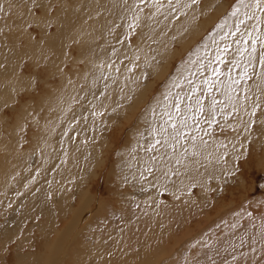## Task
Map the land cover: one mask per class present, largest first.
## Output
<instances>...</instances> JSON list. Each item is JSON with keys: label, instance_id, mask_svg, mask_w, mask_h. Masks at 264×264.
<instances>
[{"label": "bare ground", "instance_id": "obj_1", "mask_svg": "<svg viewBox=\"0 0 264 264\" xmlns=\"http://www.w3.org/2000/svg\"><path fill=\"white\" fill-rule=\"evenodd\" d=\"M68 1L37 0L41 13L39 12L40 14L36 15L32 8L37 7L31 0H0V5L5 8V11L0 12V32L7 30L6 34H0V201L3 199L2 203H7L10 206L9 211L4 213L6 225L0 226V235L13 237L14 241L16 236L10 233V229L12 227L22 229L27 216L35 218L38 216L37 214H43V221H34L33 225L37 226L41 232L42 222L48 225L55 223L53 222L54 208L58 203L51 205L42 198L37 199L35 195V191L41 192L40 186L43 185L48 188L50 185H54L57 192L64 191L63 194H56L59 198L71 193L73 197L78 198L83 205L89 208L93 199L89 194L87 179H98L101 169L108 165L111 151L117 144L115 140L119 136L116 134H112L109 138L104 136L114 126L113 121L117 119H120L123 123L117 127L120 132L127 128L130 131L127 132L125 141L120 146L121 149L117 155L118 166L113 163L108 178L112 176L113 172L118 171L117 167L124 170L116 185L123 187L125 184V187H128V191L123 196L127 199L130 198V200H124L123 207L129 208L127 210L128 215L135 214V216L127 217L124 216L125 213L115 211L116 216L124 217L117 222L104 220L105 224L103 222L104 225L100 224L99 226V222L103 219V212L102 206L97 203L101 209L97 210L96 215L89 219H80L83 225L72 236L69 244H62L58 237L51 238L49 236L42 252L34 249L39 247L40 242L38 241L30 247V252L18 253L15 257H13L12 251L6 252L1 249L0 264H9L11 260H13L12 264H84L91 259L81 256L82 250L94 252L96 258L92 261L95 264H143L154 254L147 249V245L156 244L159 246L163 234L154 228V225L152 226L154 229L151 227L152 229L142 230L141 221L138 219V214L141 213L140 203L142 201L149 203L155 201V192L163 189L168 193L171 192L172 196L176 194V199L180 195L182 187L186 185L184 182L205 183L204 180H201L205 178L199 179L197 174L201 175L203 173V176L211 177L214 182L218 181L219 183V180L224 179L226 171L230 168L233 169L232 164L235 161L231 162L230 159L236 156L235 152L238 154L246 147V139H241V136L245 135L244 132L238 134L234 131L236 135L233 132L231 138L229 136V138H223L222 135V139L217 141L218 144H208L206 142L204 150L192 139L197 132L195 125L187 124V127H195V130L191 132L188 131L187 127L179 129V126L187 120L179 122L181 120L179 119L180 116L175 117L170 110H175L174 105L179 103L180 105H189L190 114H192L193 105L196 104L197 99L200 100L199 94L185 96L177 93L182 80L186 78L183 72L174 71V77L168 79L165 90L161 93V98H159V94L158 96L154 95L157 98L152 99L149 108L142 114L137 112L155 92L158 81L167 77V73L174 69L173 64L176 59L186 52L197 37L205 31L209 21L199 22L198 18L202 16L204 19L214 21L218 11L225 7L220 0H205L203 2L197 0L195 4H190V0H179V2L171 0V4L169 0H144L143 5L145 8L140 7V0H128L127 6H125L123 0ZM230 3L231 0H228V4ZM185 4H190V6L185 7ZM53 5L55 6L53 12L55 15L49 18V9ZM59 9L62 12H59ZM247 11L248 9L243 8L237 16L235 23L239 20L238 24L225 25L219 28L216 31L217 34L213 37H217V35H220V37L210 47L206 48L204 42L197 47L198 50L197 53L193 54V59L195 55H198L199 63H188V68L193 66V68L199 69L196 77H211L213 80L219 70L217 67L220 64L217 62L223 57L219 60L216 59L217 61L215 60L216 62L210 66V69L203 68L204 65H207V59L199 50H209L210 53L218 57L227 47H230L231 51L239 53L242 49L240 43L250 38L249 33L253 35L251 31L257 32L254 26H258L260 30L262 29L263 23H259L256 18L249 19L245 16ZM258 13L260 19L264 20V13ZM134 15L138 16L135 21L133 20ZM48 22L60 25V27L54 33H51L47 30ZM133 22H140L142 25L141 33L133 44L126 46L122 40H115L116 36L122 33L123 30L125 32L132 31L134 26L130 27V25ZM31 24L39 28V34L29 31L28 28ZM237 27H239L238 31ZM249 28L252 30L249 31ZM105 31L117 32L110 36L114 38L113 41H109L110 39L103 36ZM34 35H38V37H34ZM128 36L130 37V34ZM100 37L103 38L102 42L97 41ZM89 38L92 41H88ZM19 41L26 43V48L23 51L19 50ZM76 46L80 50L81 48H92L91 51L83 50V53L81 52V56L89 53L93 55L86 59L87 67L84 72L86 82L84 84L87 86H80L79 84L83 80L80 81L79 79L74 82L76 85L65 84L59 93L63 94V97L57 99L56 94L46 92L56 85L49 82L50 74L46 77L42 76V78L36 77L34 74L38 72L37 66L43 68L39 74H46L45 68L47 66H50L54 73L56 72V63L57 68H60L63 62L68 61L72 62L70 63L72 65H77L81 57L74 58L70 50V47L74 48ZM24 60H26L27 65L29 62L35 63L33 66L30 65L33 68V73L30 72L32 74H20L22 64V67L26 66H24ZM243 62L245 64V61ZM255 63L257 64V62ZM242 66L237 61L233 68L228 66L233 72H241L236 77L238 83H236L237 89L235 90L238 92L229 88L231 84L223 79L225 74H222V80L218 82L217 87L213 88V92L216 94L209 95L208 92L205 93L206 103L209 104L208 109L210 107L217 109L221 120L227 126H243L244 131L255 128L244 126V121L254 119L257 114L252 115V112L259 109L260 118L256 117L259 121L256 126H258L257 130L262 133L260 134L263 135L264 92L261 89H264V81L252 86L251 79L248 81L246 75L242 76L245 73L243 70L246 69L243 68L241 71L240 67ZM59 70L62 71V69ZM83 79L85 78L83 77ZM37 80L44 82V86L41 85L42 88L37 87ZM188 81L191 87L196 83L193 78H188ZM24 87L27 92H21L15 97V94L17 95ZM186 87L191 88L188 85ZM34 95L35 97H33ZM23 97L28 99L23 101ZM99 97H102L101 101L97 100ZM189 97L191 98L189 99ZM213 99L216 101L214 106L212 105ZM85 100L104 104V111L100 109L98 104L93 105L91 108L87 107ZM119 104L121 105L119 106ZM231 104L234 105L235 110L234 107H231ZM256 104H259V107H255ZM124 106H127V108ZM128 106L133 109L129 111ZM5 109L11 112L13 117H9L11 116L9 112L6 113L10 115L2 114ZM123 110L128 112L123 113ZM206 112L209 113L205 122L215 118L216 115L212 109ZM22 113L29 122L31 129L28 134L30 138L26 148L19 146V137L12 139L15 133H18L24 127L26 120H20V114ZM178 113L182 114L180 110ZM113 115L115 117L112 118ZM116 116L118 117L116 118ZM13 118L20 120V122L8 121V119ZM199 118H201L200 115ZM166 121L167 123H165ZM8 122L13 126L11 134L14 135L11 140L5 141L7 139L5 131L9 128ZM173 123L182 133L179 138H173L175 137V132L171 126ZM33 125L37 127L36 130L32 129ZM124 125L127 128H124ZM49 127H55L56 130H49ZM44 128H47L46 133H43ZM238 131L239 129H237ZM24 133L26 131L23 130ZM233 136L238 137L236 145ZM135 137L136 139L133 142L129 140ZM157 140L161 143H156ZM4 143L6 144L4 145ZM201 149L203 150L200 151ZM207 149H209V152ZM177 150H180L181 154L176 155ZM158 158L159 167H156L155 162L158 161ZM201 166L204 168L200 169ZM158 168L163 169L162 172L166 175V179L157 180ZM231 169L230 172H232ZM178 171L180 173H177ZM196 175L198 177H195ZM59 179L64 180L59 183ZM134 183L135 189L140 193L139 195H143L140 198L137 197L139 195L136 191L132 193L131 185ZM199 187L201 186L199 185ZM200 193H203V191ZM33 197L35 198L33 207L30 210H25L20 201H27ZM201 198L198 201L203 203L202 201L207 196ZM172 203L173 206L178 204L177 200ZM2 206L5 207L6 205ZM87 212L88 210L86 214H88ZM165 212L170 218L173 213H176L170 205L165 207ZM16 213H21L22 218L16 217ZM156 215L160 216L161 214L156 213ZM152 222L156 223L154 220ZM143 226L146 228L145 224ZM72 231L75 230L72 229ZM100 232H105L104 236ZM60 233H63L61 238H65V242L68 243L70 230L67 231L66 228ZM81 233L95 234L93 241L89 240L86 243L87 247L82 243L85 238ZM46 234L51 235L52 233L48 232ZM255 237L249 236L248 238V235L244 234L240 240L238 239L237 244L247 241L246 246H250L253 249L252 252L255 251L254 253L257 254L258 251L254 248H257L256 245L260 242L258 240L257 242V237ZM261 237H264L262 231ZM19 241L21 243L26 240L22 238ZM232 244L234 245V243ZM233 245H225L223 240L222 245L219 246L221 249L218 250H222V253L224 251L228 252L235 246ZM107 249L111 250V253H108ZM260 249L262 250V248ZM246 252L244 251V253ZM262 253H264L263 250ZM215 256L217 259L221 257Z\"/></svg>", "mask_w": 264, "mask_h": 264}, {"label": "rangeland", "instance_id": "obj_2", "mask_svg": "<svg viewBox=\"0 0 264 264\" xmlns=\"http://www.w3.org/2000/svg\"><path fill=\"white\" fill-rule=\"evenodd\" d=\"M50 1H52V0H50ZM65 1H68V0H65ZM199 1L203 2L205 0H199ZM220 1L224 4L225 8L220 9L218 11V13H217L218 16L216 15L214 21H211L210 19H204V17H202V16L200 18H198L199 22H202L204 20L209 21V24L206 27L205 31L197 37L196 41L193 43V45L190 46V48L186 52H184L180 57H178L176 59V61L173 64L174 69H171L167 73V77L158 81L155 92L150 96L149 100L146 101L144 103V105H142L139 108V110L137 112L139 114L144 113L149 108V103L151 101H153L155 98H157L158 94H159V98H161V96H162L161 93L165 90V87H166L165 84H167L168 79H170L175 74L174 71L178 72V73L183 72V75L186 78L184 80H182V82L180 84V89H177V91H178L177 93L178 94L181 93L185 96H196L197 94H199L198 97L200 98V101L202 102V107H203L204 111L198 112L196 110V104L193 105L194 107L192 110V114H190L189 105H180L179 104L180 105L179 110L182 112V114H179L178 113L179 110H177V109L170 110V111L175 117L180 116L179 119H181V120L179 122H184L185 120H187V121H185L186 124L195 125L197 132L195 133L196 135L195 134L193 135L194 137L192 139L195 142H197V144L199 146L203 147V149H204L206 142L208 144L209 143L218 144L217 141L219 139H222L223 136H224L223 138H225V137L231 138V134L234 131L238 134L244 132L245 135L244 136L242 135L241 139H243V138L246 139V141H247L245 144L246 147L243 148L238 154H237V152H235L236 156L233 157L232 159H230L231 162L235 161L233 163L234 165L232 164L233 169L230 168L232 172H230L229 171L230 169H228L224 175V179L219 180V183H218V181L214 182L211 177L207 178V177L203 176L202 175L203 173L201 175L197 174L199 176V179L205 178V179H201V180H204L205 183L184 182V184H186V185L184 187H182L181 193L176 199H175L176 194H174L175 196L173 195L174 196L173 197L171 192H170L171 193L170 194V193H168V191H166V190L163 191L164 189L160 188L163 190H159V191L155 192V195H156L155 201H152L150 203L142 201L140 203L141 213L138 214L139 215L138 219L141 221L142 230L146 231V230L152 229L153 228L152 226L154 225V228H156L160 233L163 234V236H161V242H160L159 246H157L156 244H148L147 245V249L149 251L153 252L154 254L152 256H150V259L143 264H242V263L243 264H253V263L254 264H264L263 263L264 262V253H262V250L264 251V241H263L264 237H261V231L264 232V132H263V135H261L262 133L259 130H257L258 126H256V124L259 122L256 117H259L260 110L259 109L255 110V115L257 114V116L254 119L249 120V121L248 120L244 121V126H247V127L251 126V127L256 128V129L252 128V130H249V131H244L243 126H241V127L237 126V125L227 126L221 120L220 114L217 112V109L214 107H210V109H212L214 111V113L216 115L215 118L205 122V119L207 118V115L209 113L206 111L210 110V109H208L209 104L206 103L207 97L205 96V93L208 92L209 95L212 93H213L212 95L216 94L215 92H213L214 91L213 88L217 87L218 82H220L222 80V74H225L223 79H225L227 82H229L231 84L230 89H234L235 92H238L235 90L237 88H236V83H234V81H236L237 75L241 74V72H239V71L233 72L231 70V68H233V66H235V63L237 61L240 64V66H242V64H243V66L240 67V70L242 71L243 68L245 69L246 68L245 64L247 61L246 59H247L248 53H244V56H243L244 58H243V57H241L240 52L237 53V52H234L233 50L231 51V48L227 47L226 51L224 50V52L221 54V56L218 57V56H215L212 53H210L209 50H205V51L199 50L203 54V56L207 59V65H204L203 68L210 69V66L217 61L216 59L219 60L223 56L222 59L217 62L222 66L219 65L217 67L219 70L216 73L213 80L211 79V77H208V78L196 77V73L197 72L199 73V69L196 67L193 68V66L188 68V63H193V64L199 63L198 62L199 56L195 55L194 59H193V54L197 53V50H198L197 47L201 43H203V42L206 43V46H207L206 48L210 47L213 44V42L215 40L219 39V37H220V35H217V37H213L215 34H217L216 31L219 28H222L225 25L233 26L236 23L238 24V22H239V20H237V22L235 23L237 16L241 13V11L244 7H242L238 4V0H231L230 4H228V0H220ZM139 5H141L140 7H144L143 3H141V2L139 3ZM54 7L55 6L53 5V7L51 6L49 9V18H51V16L53 17V15H55L53 13ZM234 8L240 9L239 12L237 13V15H235V16L232 15V11ZM32 11L36 15L41 13V10L39 8H32ZM59 12H62L61 9H59ZM258 12L259 11L257 10V13ZM142 22H143V20H142ZM131 25L134 26V29L132 31L125 32L123 30L122 33H119L116 36L115 40H118V41L122 40V42L126 46L132 45L133 42L135 41V39H137L138 35L141 33L140 30H141L142 25L140 22H133ZM58 27H60V25L58 26L57 24H53L52 22L51 23L48 22L47 30H49L51 33H54ZM28 29H29V31L33 32L34 34H36V32H37V34H39L38 31H40L37 26L32 25V24L29 25ZM251 30L252 29L249 28V31H251ZM6 31L7 30H3L2 32H0V34L2 33L4 35V34H6ZM251 32L253 33L252 36H257L261 32H264V23L262 25V29L259 32H253V31H251ZM116 33H117L116 31L115 32L105 31L103 33V36L110 39L109 41H113L114 38H112L110 36H113ZM129 34H130V37L128 36ZM121 35H122V37H121ZM35 36L38 37V35H34V37ZM123 36H124V38H123ZM198 39H200V40H198ZM244 39H246V38H244ZM102 40H103L102 37L97 39V41H99V42H102ZM247 40L249 41V43L247 45H245L244 43H240V46L242 48H247L248 51L250 52L251 47H252L251 39L248 38ZM88 41H92V39L89 38ZM19 42H20V45H19L20 48L19 47L18 48L20 51H23L26 48V43L24 41H19ZM260 47H261L260 44L257 43L256 44V49H257L256 56H257V58L259 55ZM173 48H175V46H173ZM70 50H71V55H73L74 58L81 57L80 62H78L77 65H72V64H70L72 62L68 61V62H63L60 65V68H57L58 65L56 63L55 64L56 72L54 73L52 71V68H50V66H47V68H45L46 74H39L43 68H41L40 66H37L38 72L36 74H34V75H36V77H39V78H42V76H44V77L49 76V74H50V81L49 82L55 83L56 85H54L50 90H48L46 92L56 94L55 97L57 99H61L63 97V94H59V93L64 88L65 84H75L74 82L77 79H79L80 81L83 80L81 82V84H79L80 86H84V85L87 86L86 84H84V82H86V77L84 74V72L86 71V67H87L86 59H87V57L93 56V55H90V53H89V54H85V55L81 56V54L83 53V50L91 51L92 48L87 47V48H81V50H80V48H78V46H76L74 48L70 47ZM235 58H236V60H235ZM25 61L26 60H24V62ZM243 61H245V64ZM254 61L257 62V60H254ZM254 61H252V63H253L252 66L247 67V74H246L247 80L249 81L251 79L252 86H256L259 82L264 81V76L260 75L261 73H264V68H262L258 62L256 64ZM33 64H35V63H33ZM33 64L31 62H29V64L27 65V62H25L24 63V66L26 65L25 67H22L23 66V64H22L21 69H20V71H21L20 74L21 75L23 73L32 74L33 68L30 65L33 66ZM225 64L226 65L228 64L227 67ZM183 66H185V67H183ZM228 66H230L231 68ZM59 69H62V71H60ZM252 69H253V71H252ZM180 70H182V71H180ZM245 70H243V72H245ZM30 72H32V73H30ZM50 72H53V73H50ZM83 77L85 79H83ZM173 77H172V79H173ZM188 78H193L194 81L196 82L195 84L193 83L194 85H192V87H191V84H189ZM205 81H208V83L206 84ZM183 83H186V84L184 85ZM36 85L38 88L39 87L42 88V86H44V82L42 83L41 81L37 80ZM186 85H188L191 88L190 89L187 88ZM193 89H195V91H193ZM21 92L22 93L27 92L25 87L21 91H19V93L17 95L15 94V97L18 96ZM71 93H73V92L71 91ZM154 95H157V96L155 97ZM33 97H35V95ZM25 99L27 100L28 98L23 97V101H25ZM97 100L101 101L102 97H99ZM236 100H237V98H236ZM85 102H86L87 107L91 108L93 105L98 104V106L100 107V109L102 111H104V109H105V105L100 103V102H95V101H91V100H85ZM121 104H119V106ZM233 106L234 105L231 104V107H233ZM124 107L127 108V106H124ZM128 108H129V111L133 109L131 106H128ZM6 112H9V111L7 109H5V111L4 110L2 111V114L6 113ZM127 112L128 111L123 110V113H127ZM204 112H206V113L204 114ZM9 113L11 114V112H9ZM9 113H6V114L10 115ZM199 115L201 116V118H199ZM9 117H13V115L11 114V116H9ZM20 117H21L20 120H22V121L26 120V117L23 113L20 114ZM113 117H115V116L113 115L112 118ZM117 117L118 116H116V118ZM183 117H184V119H183ZM11 120H13L14 123L15 122L17 123V121H18V123L20 122V120H17L16 118L15 119L14 118L8 119V121H11ZM113 123H115L114 126L111 128V130L107 134H105L104 137L109 138L112 134H116L117 136H119V138H117L115 140L117 143L116 147L114 149H112V151H111L110 160L108 162V165L101 169L99 178L98 179L94 178L93 180H91L89 178L87 179V182L89 183L88 184L89 194L92 196V199H93V202L89 206V208L86 207L85 205H83L78 198L73 197L71 193L65 195L63 198H59L56 194H59V193L63 194L64 191H60V192L58 191L57 192L56 191L57 189L54 188V185L53 186L50 185L49 188L46 187V185L40 186L41 192L35 191V195H36L37 199L42 198L45 202L50 203L51 205L58 203L57 205H55V208H54L55 211H54V221L53 222H55V223L52 225H48V224L42 222L41 223L42 224V232H41V231H39L37 226H33V225L37 220H38L37 222L43 221V219H44L43 214H37L38 216H36L35 218H31V217L27 216V217H25V223L23 224L25 227L23 226V228L20 230L17 227H12L10 229V233H12L13 235L16 236V238H14V241L12 239L13 237H5L3 234L0 235V238L2 239V240L0 239V250L2 249L3 251H6V252H9V250H10L13 252V254L11 253L13 255V257H15L18 253L24 254V252H30L31 251L30 247L36 241H38V242H40L39 247H35L34 249H35V251L39 250V252H42L44 250L46 244H47L46 240L48 239L49 236L51 238L52 237H58L62 244H65V245L69 244L72 236H74L76 234V232L83 225V224H81L80 219L85 220V219H89L92 216L96 215V211L101 209L99 206H102V212H103V219H101V222H99V226H100V224L104 225L106 220L111 221V222H117L120 219H122L124 216H127V217H134L135 216V214L128 215L127 210L129 208H125V206L123 207L124 200L125 201L130 200V198L127 199L123 196V194L128 191V187H125L126 186L125 184L123 187H119L116 185L118 183L119 176L122 173H124V170L121 169L120 167H117L116 169L119 172L118 171L113 172L112 176L108 178L110 170L113 167V163H115L114 164L115 166L116 165L118 166L117 155H118L119 150L121 149L120 146H122L123 142L125 141L127 132L130 131V129L127 128V126H125V125H124V128H127V129L123 130L122 132H120V130L117 129V127H119L123 124L120 121V119L113 121ZM7 125L9 126V128L7 131H5V137L7 138V139H5V141L9 140V139L11 140V138L14 135V134H11V131L13 128L12 124L10 122H8ZM204 125H206V126H204ZM195 127H187V128H188V131L191 132L192 130H195ZM182 128L183 127H181V125H180L179 129H182ZM32 129L36 130L37 127L35 125H33ZM48 129L53 130V131L56 130L55 127H53V128L49 127ZM237 129H239L238 132H237ZM23 130L26 131L27 134L26 133L23 134ZM46 130H47V128H44L43 133H46ZM29 131H31V129L29 126V122L26 120L24 123L23 129L21 131L19 130L18 133H15V135L12 139H14L15 137L16 138L19 137V139H20L19 146L26 148L28 146V140L30 138V135H28L30 133ZM236 133H235V135H236ZM254 133L256 136L254 135ZM253 138L257 139L258 142H256L257 140H254ZM135 139H136V137L133 139H129V140L131 142H133ZM233 139L236 140L235 141V145H236L238 137L233 136ZM73 140H75V139H73ZM5 144L6 143H4V145ZM254 144H256V145H254ZM182 145H183V143H182ZM203 149H201L200 151H202ZM207 151L209 152V149H207ZM235 151H236V149H235ZM175 154L176 155L181 154V151L177 150ZM0 160H1V150H0ZM155 163H156L155 164L156 167H159V158H158V161H156ZM202 168H204V167L201 166L200 169H202ZM162 170H163L162 168L157 169V176H158L157 180L158 181H161L162 179H166V175L163 174ZM177 173H180V171H178ZM197 175L195 177H198ZM237 175H239V176H237ZM238 177H240V178H238ZM154 178L156 179L155 175H154ZM63 180L64 179H59L58 182L62 183ZM209 180H210V182H209ZM132 185H131L132 193L136 191L137 195H139L140 193L135 189V183ZM199 185L201 187H199ZM199 189L202 190L203 193H200L202 191H200ZM197 192H199V193L197 194ZM202 195L207 196V198H205L202 201L203 203L198 201V200L202 199L201 198V197H203ZM142 196L143 195H139L137 197L140 198ZM33 200H35L34 197L30 200L28 199L27 201H20V204H21V206L23 205V208L25 210L26 209L30 210V208H32L33 204H34ZM173 200L174 201L177 200L178 204L175 203L176 208H175V206H173L174 205L172 203V202H174ZM214 200H217V201L214 202ZM2 202H3V199L0 201V226H5L6 225V223H5L6 216L4 213L9 211L10 206L7 203H2ZM31 203H32V205H31ZM97 203L99 204V206L97 205ZM190 203H192L193 205ZM201 204H202V206H201ZM2 205H6V206L3 207ZM128 205H129V203H128ZM167 205H170L172 207V210L174 212H176V213H173L171 215L172 216L171 218L169 216H167L166 212H165V207ZM175 209H177V210H175ZM87 210H88V212H87L88 214H86ZM115 211H117L118 213H125V215L122 217L116 216ZM82 212H83V214L80 215V213H82ZM1 213H2V215H1ZM156 213L161 214L160 215L161 217L159 215H156ZM20 214L21 213H16L15 215H16V217L19 216L18 218L21 219L22 217ZM27 215H29V214H27ZM145 215H147V216H145ZM4 216H5V218H4ZM157 216L159 217V219ZM148 217H150V218L148 219ZM154 218H156V219H154ZM168 218H170V219H168ZM152 219L155 222L158 219V221H157L158 223L156 222L154 224V222H152L153 221ZM149 221L152 223H150ZM103 222H104V224H102ZM146 223H148L149 225ZM162 223H163V225H162ZM143 224H145L146 228L143 226ZM155 226H157L158 228ZM66 228H67V231L70 230V234L68 236V241H69L68 243L65 242V238H61V235L63 233H60L61 231H64ZM72 229H74L75 231H72ZM233 231H236V232H233ZM48 232H51L52 234L47 235L46 233H48ZM0 233H1V229H0ZM100 234L104 236L105 232L104 233L100 232ZM244 234H247L248 238H249V236L255 237L257 235L256 236L257 238L255 237L256 241L258 240L260 243H257L256 247L257 248L260 247V248H262V250L260 248L258 250H257V248H254V249H256V251H258V252H256L257 254H255L254 253L255 251L252 252L253 249L250 246H249L250 248L246 246L247 241L246 242H239L237 244V242L244 236ZM253 234H255V235H253ZM81 235L85 238V240L82 242V243H84L85 247H87L86 243L89 240L93 241V237H95V234L90 235V234L81 233ZM22 238H25L26 241H23L20 243L19 240ZM223 240L225 241V245H233L232 243H234L235 246L233 245L234 246L233 248H235V249L232 248V250H229L228 252L224 251L222 253V250L220 251L218 249H221L219 246L222 245ZM245 246H246V248H244ZM215 247H218V248L213 249ZM224 248H226V247H224ZM247 248H249L250 250ZM244 251H247V252L244 253ZM32 252H34V251H32ZM107 252L111 253V250L107 249ZM143 252H145V250H143ZM224 253H226V254H224ZM229 253H231V254H229ZM223 254H224V256H222ZM248 254H249V256H248ZM215 255H217L219 257L221 256V257L217 259ZM251 255H252V257H251ZM81 256H86V257H89L91 259L90 261L87 260L88 262L84 263V264H95L92 261L94 258H96L93 251L82 250ZM258 257H260L261 259H259ZM228 260H229V262H227ZM261 260H262V262H261ZM12 261L13 260H11L9 262V264H12Z\"/></svg>", "mask_w": 264, "mask_h": 264}, {"label": "snow or ice", "instance_id": "obj_3", "mask_svg": "<svg viewBox=\"0 0 264 264\" xmlns=\"http://www.w3.org/2000/svg\"><path fill=\"white\" fill-rule=\"evenodd\" d=\"M31 2L36 5V7L38 8L39 5L37 3V0H31ZM125 6L128 5V0H123ZM141 3L144 2V0H140ZM177 2H179V0H177ZM197 2V0H190V4H195ZM169 3L171 4V0H169ZM190 4H185L184 6L185 7H188L190 6ZM238 4L246 9H248L247 12H245V16H247L249 19H252V18H256L258 20L259 23H264V20H261L260 17L257 15V10L260 12V13H264V0H238ZM131 10V9H129ZM239 8H234L233 11H232V15L235 16L237 15V13L239 12ZM5 11V8L3 5H0V12H3ZM138 19V16H133V20H137ZM132 25H130L131 27ZM254 28L256 29L257 32L260 31L259 27L258 26H254ZM239 30V27H237V31ZM250 39H251V45H252V48H251V51L249 52L247 48H242L240 49V55L241 57L244 56V53L247 52L248 55H247V61H246V70H245V73L242 74L243 75H246L247 74V67H250L252 66V61L253 60H257V62L259 63V65L264 68V32H261L259 35L257 36H252L251 33L248 34ZM239 43V42H238ZM243 43L245 45H247L249 43L248 40H244ZM259 43L260 44V51H259V55H258V58L256 56V52H257V49H256V44ZM226 51V49H225ZM110 66V65H109ZM239 66V65H238ZM261 76H264V73H261L260 74ZM205 83L207 84L208 81H205ZM234 83H238V81H234ZM229 88H231V85H229ZM193 91H195V89H193ZM234 91V89H233ZM262 92H264V89H261ZM191 97H189L190 99ZM179 99V97H178ZM216 103L215 99H213V102H212V105L214 106ZM174 107L179 110L180 108V105L179 103H176L174 105ZM234 107V106H233ZM255 107H259V104H256ZM196 110L198 112H203L204 109L202 107V102L197 99L196 100ZM234 110H235V107H234ZM252 115H255V110H253L252 112ZM169 119H171V117H169ZM167 123V121L165 122ZM172 128L175 132V137L173 138H179L182 133L179 131V129H177L176 127V124L173 123L172 125ZM181 127H187V124L186 122L182 123L181 124ZM156 143H161V141L157 140Z\"/></svg>", "mask_w": 264, "mask_h": 264}]
</instances>
